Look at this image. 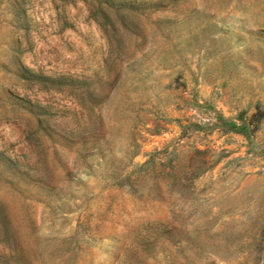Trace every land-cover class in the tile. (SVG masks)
Segmentation results:
<instances>
[{
  "label": "rangeland",
  "instance_id": "1",
  "mask_svg": "<svg viewBox=\"0 0 264 264\" xmlns=\"http://www.w3.org/2000/svg\"><path fill=\"white\" fill-rule=\"evenodd\" d=\"M0 264H264V0H0Z\"/></svg>",
  "mask_w": 264,
  "mask_h": 264
}]
</instances>
